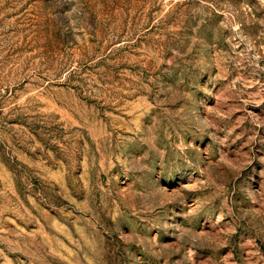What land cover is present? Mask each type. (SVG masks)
Here are the masks:
<instances>
[{"label":"rangeland","instance_id":"rangeland-1","mask_svg":"<svg viewBox=\"0 0 264 264\" xmlns=\"http://www.w3.org/2000/svg\"><path fill=\"white\" fill-rule=\"evenodd\" d=\"M0 264H264V0H0Z\"/></svg>","mask_w":264,"mask_h":264}]
</instances>
